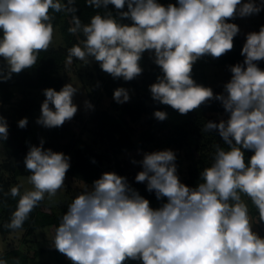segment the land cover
Returning a JSON list of instances; mask_svg holds the SVG:
<instances>
[{"label":"clouds","instance_id":"9594fccd","mask_svg":"<svg viewBox=\"0 0 264 264\" xmlns=\"http://www.w3.org/2000/svg\"><path fill=\"white\" fill-rule=\"evenodd\" d=\"M87 4L93 8L111 4L131 23H119L111 14H96L90 23L82 24L73 15L69 32H82L84 39L68 49L66 65L73 58L87 64L91 57L113 79L131 81L142 73L143 54L152 53L162 72L149 86L152 99L181 115L209 100L220 101L229 118L209 121L204 130L218 131L229 150L216 146L214 162L203 169L202 182L194 188L180 182L172 150L144 153L142 160L132 161L142 167L135 181L146 182V190L154 191L157 200L166 198L157 209L125 177L103 173L90 190L68 205L55 230V249L71 264H126L128 260L264 264V238L252 230L249 209L241 196L251 200L264 222V70L257 66L264 60V26L246 35L241 48L244 60L230 66L226 95H214L211 88L196 84L191 77L198 59L205 55L219 58L233 49L240 29L227 21L258 14L264 2L176 0L165 6L157 0H87ZM73 5L74 0H0V58L7 64L0 80L36 64L38 54L53 42L50 11L74 13ZM125 6L127 11H123ZM76 92L71 83L59 91L44 89L36 123L53 128L70 121L78 111L73 103ZM113 100L128 102V91L115 89ZM85 106L93 107L87 101ZM153 115L159 121L167 118L164 111ZM27 123L25 117L17 125L25 128ZM7 137V122L0 116V141ZM42 145L43 140L40 146H31L24 158L33 190L22 194L19 186L10 189L13 198L19 197L6 225L10 229L22 228L46 194L52 197L64 187L70 157ZM242 149L253 153L247 163Z\"/></svg>","mask_w":264,"mask_h":264},{"label":"trees","instance_id":"16d2710c","mask_svg":"<svg viewBox=\"0 0 264 264\" xmlns=\"http://www.w3.org/2000/svg\"><path fill=\"white\" fill-rule=\"evenodd\" d=\"M66 2L67 0H61V3ZM157 2L167 6L169 3L175 4L176 0H157ZM73 6L76 8L74 13L50 11L52 17L51 23L54 30L57 28L60 33L63 46L56 47L50 45L47 51H42L38 54L37 62L33 67L25 69L19 74H12L10 79L0 80V100L3 103L11 100L13 90H17L22 94L20 99H18L16 107L9 108L11 116L14 118L16 115L17 117H30L25 128H19L14 118L11 121H6L8 133H12L14 136L21 133L23 141L15 149L9 150V153L16 158V161L0 165V235L3 237V241H6L5 235L14 231L6 227V225L10 223L12 213L16 209L19 199V197L13 198L10 195V184L17 182L15 177H29L31 175L25 168L22 155H26L31 146H40L41 143V141H34L35 139H27V137L35 130L36 119L41 115L40 106L45 99L43 90L52 88L59 91L63 87L64 77L59 75V71L66 64L68 49L73 45L80 44L84 39L82 32H78L75 35L69 32V28L73 26L72 16L79 17L82 24L90 23L91 17L96 14H100L101 16L111 14L119 23H131L128 19H122L119 16V10H116L111 4L106 8H93L88 6L87 0H74ZM123 11H127L126 6ZM227 22L237 25L236 18ZM233 44L234 47L231 51L219 58H213L215 65L232 66L237 63H243L244 57L241 55V48L244 42L241 41L239 33L234 37ZM96 66L98 67V65ZM140 66L142 73L131 81H124L122 78L113 79L110 75L103 81V95L112 96L116 87L126 88L134 86L138 91V95L132 99V102L118 104L111 99L110 111L98 109L93 114L92 121L95 122L97 127L95 133L101 135V140L105 144L107 151L93 149L80 135H74L67 121L60 127L45 128L48 139L43 141L42 147L43 149H51L53 152H61L66 156L73 151L74 158L70 160V168L66 174L71 178L91 184L103 174L106 161L113 158L114 163L109 164L108 168L117 175L125 177L128 184L139 195L149 201L150 207L156 209L155 192L146 190V182L138 183L135 181V176L142 170V167L139 166L132 170L129 163L124 160H118L117 155L129 150H141L144 153H151V145L157 151L165 149L173 151L172 144L183 146L194 160L188 166V175L183 178L178 177L181 183L194 188L202 182L201 172L203 169L211 166L214 162L216 146L221 148L225 143L219 136L218 131L204 130L207 122L219 123L223 120L216 115L217 112L222 110V104L220 101L212 99L202 104L198 109L187 113L186 119L180 123L168 125L166 119L159 121L153 115L155 111H164L166 113L178 112L170 106L154 101L151 97L149 86L157 81L158 76H162L159 66L154 63V55L146 51L142 56ZM202 67L201 63L194 64L191 77L196 84L208 87L207 77ZM100 69H98V72H100ZM6 72L7 66L0 65V73ZM126 115L132 119L144 115L148 127L135 137L131 127L126 125ZM76 116L79 117L78 115ZM84 125L83 122L82 126ZM155 129L157 132L164 131L163 135L157 137L154 132ZM190 136L202 139V142L192 148L191 141L189 140ZM67 138L69 140L65 141ZM76 141L82 143L83 147H77L74 151L73 146ZM243 151L245 163H247L253 153L250 150ZM93 161L95 162L93 163ZM5 173H8V175ZM21 193L23 194L24 192ZM81 193L82 191H79V193L74 195V198ZM164 199L166 200V198ZM248 200L251 203L249 211L255 215L258 221V231L261 235H264V222L259 220L258 210L251 200ZM66 211L67 207L63 204L55 210L45 205L42 200L29 214L28 219L20 229L24 230L26 237L32 235L36 229L41 227L53 226L56 230L62 215ZM42 252V248L30 253L27 250L24 251L20 248L8 246L0 252V261H3L4 264H71L55 247L51 249L53 261L38 260V256ZM126 264H142V262L128 260Z\"/></svg>","mask_w":264,"mask_h":264},{"label":"rangeland","instance_id":"374dc122","mask_svg":"<svg viewBox=\"0 0 264 264\" xmlns=\"http://www.w3.org/2000/svg\"><path fill=\"white\" fill-rule=\"evenodd\" d=\"M242 2H246V0H242ZM256 3L264 2V0H255ZM236 23L239 27V37L242 42L245 43L246 35L250 32H258L261 26H264V9H262L258 14L250 15L247 17H236ZM53 46H63V40L58 32L57 28L54 30L53 35ZM82 46V44H81ZM66 63V61H65ZM201 63L203 65L202 70L206 74L208 87L212 89L214 95L215 94H225L224 85L231 79L232 73L230 72V65H215L213 63V57L210 55H205L198 59L194 64ZM0 65H6V62L3 58H0ZM98 65V67L96 66ZM257 66L264 70V60L258 61ZM99 63L96 62L93 58L89 57V62L85 64L83 61H79L73 58V63L71 65H66L63 69H60L59 75L64 77L65 84L71 83L74 87L77 88V92L73 96V103L77 106L78 111L74 115V117L67 121L71 127L72 133L75 135H80L85 139L86 143L90 145L93 149L98 151L105 150L107 148L105 144L101 140V135L96 134L97 127L95 122L92 121L93 114L98 110H109L110 111V103L112 96L103 95L102 85L104 79L108 77L109 74L103 72L100 69ZM117 89V87L115 88ZM128 91L129 100L127 103L132 102L133 98L138 95V91L134 86L124 88ZM22 94L13 90V96L9 102L3 103L0 100V116L4 117L6 121H11L14 117L11 116L10 107H16L18 99ZM85 101L89 102L93 107L91 109L85 106ZM78 115L79 117H77ZM216 115L227 121L229 118V113H227L223 106L222 110L217 112ZM187 115H181L179 113H167V123L168 125L173 123H180L186 119ZM25 118L15 116V122L17 123L20 119ZM27 120H30V117H26ZM38 119V118H37ZM36 119V120H37ZM35 120V121H36ZM84 122V126L83 125ZM126 125L130 126L132 129V133L135 137H137L140 132L145 130L148 127V123L146 122V118L144 115L137 117L136 119H132L128 115H126ZM35 130L30 133V136L27 139H35L34 141H41L48 139V134H46L45 127L35 122L34 126ZM157 137L163 135V132H157L154 130ZM189 139L191 141V147L194 148L196 144H200L202 139H196L194 136H190ZM103 139V138H102ZM69 140L67 138L65 141ZM23 141V137L21 133H18L14 136L12 133H8V137L6 140L0 141V165L3 163L15 162L16 158L9 153V150H13L19 146V143ZM29 145H32L28 143ZM74 151L77 147H83L82 143H78L77 141L74 143ZM151 151H157L153 145L150 146ZM173 152L176 155L175 165L177 168V175L181 178L186 177L188 175V166L193 162V158L188 154L187 150L183 146H178L172 144ZM225 151L229 150V146L224 143L221 146ZM83 150V149H82ZM110 155V154H108ZM144 152L141 150H129L127 152H121L117 155V159L122 161H126L129 163L130 168L134 170L135 168L141 166L139 163H132V161H140L143 159ZM25 154L22 155V159L25 158ZM70 157V160L74 158L73 151L67 155ZM114 159L107 160L104 168V172H112L111 169L108 168L109 164H113ZM8 175V173H5ZM102 175V174H101ZM16 183L10 184V189L14 186H19L21 192L33 190L32 184L29 182L28 176H19L15 177ZM93 184V183H92ZM91 183L81 182L77 179L71 178L66 174L64 187L58 190V192L49 197L47 194L43 199V203L49 207L54 208L55 210L60 208L63 205L68 207V205L74 199V195L79 193V191H87L92 187ZM242 200L247 204L248 209L251 207L250 201L241 194ZM167 201L164 198L160 200L156 199V209L161 207L163 203ZM249 215L252 221V230L257 233L261 238H264V235L258 231V221L253 213L249 211ZM259 216V215H258ZM55 235V229L53 226L41 227L36 229V231L29 236H25L23 229H16L12 231V233L6 235V241H3V237L0 235V248H7L8 245L15 248L27 250L32 253L34 250L42 248L43 252L38 256V260H50L53 261V257L51 254V249L53 246V239ZM7 236L9 237L7 239ZM7 244V245H6ZM9 246V247H10Z\"/></svg>","mask_w":264,"mask_h":264},{"label":"crops","instance_id":"0c3cea01","mask_svg":"<svg viewBox=\"0 0 264 264\" xmlns=\"http://www.w3.org/2000/svg\"><path fill=\"white\" fill-rule=\"evenodd\" d=\"M6 236V235H5ZM6 238V237H5ZM9 237L7 236V239H8ZM7 245V244H6ZM8 246H10V245H8ZM4 249L3 248H0V252H2Z\"/></svg>","mask_w":264,"mask_h":264}]
</instances>
